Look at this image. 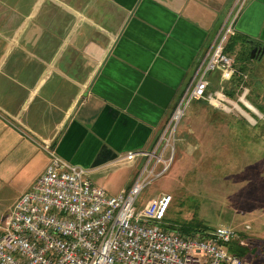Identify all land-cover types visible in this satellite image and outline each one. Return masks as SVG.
Returning <instances> with one entry per match:
<instances>
[{"label": "crops", "instance_id": "crops-1", "mask_svg": "<svg viewBox=\"0 0 264 264\" xmlns=\"http://www.w3.org/2000/svg\"><path fill=\"white\" fill-rule=\"evenodd\" d=\"M229 26L264 48V0H0V192L28 191L48 147L128 190L105 182L153 151Z\"/></svg>", "mask_w": 264, "mask_h": 264}, {"label": "built area", "instance_id": "built-area-1", "mask_svg": "<svg viewBox=\"0 0 264 264\" xmlns=\"http://www.w3.org/2000/svg\"><path fill=\"white\" fill-rule=\"evenodd\" d=\"M231 35L229 26L187 87L166 132L179 122L184 104L202 100L223 109L231 104L223 88L208 92L206 78L215 71L221 82L234 76V59L224 53ZM241 90L242 103L248 91L242 86ZM244 107L252 113V106ZM235 108L243 115L237 105ZM163 141L162 135L153 151H132L121 158L128 163L144 160L145 165L130 188L115 195L94 185L87 178V169L46 148L49 162L44 171L0 223V264H245L230 246L246 244L230 228L220 226L192 235L165 229L170 195L152 199L145 211L138 209L141 192L171 165L172 153L166 158L167 143L154 155Z\"/></svg>", "mask_w": 264, "mask_h": 264}, {"label": "rangeland", "instance_id": "rangeland-1", "mask_svg": "<svg viewBox=\"0 0 264 264\" xmlns=\"http://www.w3.org/2000/svg\"><path fill=\"white\" fill-rule=\"evenodd\" d=\"M250 49L238 43L233 52L226 54L234 59V76L240 77L226 109L202 100L192 101L181 107L179 122L172 123L167 132L163 131L164 141L154 155L167 143L166 158L172 153L171 165L164 176L152 180L141 192L137 206L145 211L152 199L170 195L172 203L166 225L178 227L191 223L208 229L230 228L244 240V248H248V254L241 258L244 263L264 264V55L251 59ZM240 52L242 58L247 54L249 59H239ZM238 68L245 72H239ZM213 74L208 92L223 88L226 95L225 91L233 86L230 82L233 77L221 82L219 73ZM241 86L248 91L245 102L257 115L240 102ZM251 100L259 104L262 111L253 106ZM235 104L250 114L253 121L240 114ZM144 165L145 161L140 159L134 163H118L114 170L122 176V181L119 178L114 183L105 182V186L111 191L128 179L123 185L127 186L131 177L134 183ZM13 197L9 189L0 192V223L19 198L12 203Z\"/></svg>", "mask_w": 264, "mask_h": 264}, {"label": "trees", "instance_id": "trees-1", "mask_svg": "<svg viewBox=\"0 0 264 264\" xmlns=\"http://www.w3.org/2000/svg\"><path fill=\"white\" fill-rule=\"evenodd\" d=\"M247 40L248 39L246 37L242 36V35H236V34L232 35L227 40V43H226L225 48H224V53L225 54H230L231 52L234 51V48H235V46L238 43L246 44ZM238 56H239V59L241 58L242 60H245L247 58L249 59V56L247 54H246L245 58H242L241 57L242 56L241 52L238 54ZM238 69H239L238 71L241 72V73L245 72L243 68H238ZM230 82H232L233 86L230 87V89L225 91V92H226V96L227 97L233 98L234 94H235L234 92H235V90L238 87V84L240 82V77L238 75H235V76H233V78H232V80ZM249 102L253 106H255L258 110L262 111L261 110L262 107L259 106V104H257L253 100H251ZM164 220H166V218ZM163 227L165 229H167V230H175V231L180 232V233L185 234V235L204 233L207 230H209L208 228H206L204 226H201V225H198V224L194 225V224H191V223H185V224L179 225L178 227L176 225H172V224L164 225ZM230 250H231V252H233L234 254H236L240 258H242V257H244V256H246L248 254V248L237 247L234 244H231Z\"/></svg>", "mask_w": 264, "mask_h": 264}, {"label": "water", "instance_id": "water-1", "mask_svg": "<svg viewBox=\"0 0 264 264\" xmlns=\"http://www.w3.org/2000/svg\"><path fill=\"white\" fill-rule=\"evenodd\" d=\"M248 44L251 47L250 51V58L252 59L255 56L262 57L264 55V48L263 47H258L256 43H252L251 41H248Z\"/></svg>", "mask_w": 264, "mask_h": 264}, {"label": "bare ground", "instance_id": "bare-ground-1", "mask_svg": "<svg viewBox=\"0 0 264 264\" xmlns=\"http://www.w3.org/2000/svg\"><path fill=\"white\" fill-rule=\"evenodd\" d=\"M242 103H243V105H245L247 108L250 107L249 104L246 103L245 101H242ZM238 108H239V107H238ZM239 109H240V108H239ZM250 109H251L252 113H255V111H253V109H252L251 107H250ZM241 111H242V110H241ZM242 113H243V115H244L245 117L248 118V120L253 121V118L250 116V114H248V113H246V112H243V111H242ZM180 114H181V112H180ZM168 139H170V138H168Z\"/></svg>", "mask_w": 264, "mask_h": 264}, {"label": "flooded vegetation", "instance_id": "flooded-vegetation-1", "mask_svg": "<svg viewBox=\"0 0 264 264\" xmlns=\"http://www.w3.org/2000/svg\"><path fill=\"white\" fill-rule=\"evenodd\" d=\"M250 51H251V49H250ZM256 57H257V56H256ZM257 58H261V57L258 56Z\"/></svg>", "mask_w": 264, "mask_h": 264}]
</instances>
